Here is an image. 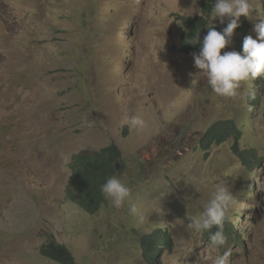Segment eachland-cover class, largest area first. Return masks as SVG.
Listing matches in <instances>:
<instances>
[{"label":"rangeland","instance_id":"rangeland-1","mask_svg":"<svg viewBox=\"0 0 264 264\" xmlns=\"http://www.w3.org/2000/svg\"><path fill=\"white\" fill-rule=\"evenodd\" d=\"M199 3L0 0V264H59L40 254L50 239L77 264H211L204 257L225 252L230 264H264V79L242 83L235 98L211 91L179 47V18L201 14ZM256 22L242 16L222 52L236 51L243 28L255 37ZM132 115L143 130L127 126ZM227 119L258 158L253 168L233 141L199 147ZM111 144L135 215L109 201L89 214L67 198L73 156ZM218 185L238 201L231 220L244 246H213L189 227ZM158 228L172 240L152 260L141 240Z\"/></svg>","mask_w":264,"mask_h":264},{"label":"clouds","instance_id":"clouds-1","mask_svg":"<svg viewBox=\"0 0 264 264\" xmlns=\"http://www.w3.org/2000/svg\"><path fill=\"white\" fill-rule=\"evenodd\" d=\"M210 16L213 21L218 19L220 24L227 21V26L223 29L219 24L218 28L214 25L208 26V32L203 37L202 42L199 37L191 42L192 44H200V51L192 54L194 66L199 70L197 74L203 76L211 91L217 96L235 98L240 95L239 89L242 83L252 81L254 84H260L264 79V10L255 7L251 0H214ZM242 16L257 21L253 29L256 36L248 35L244 38L242 53L235 50L222 52L233 42L235 29L240 26ZM243 29L247 32L245 28ZM195 79L194 76L192 86ZM125 123L130 129L137 131H141L146 127V121L140 115L126 116ZM88 126L91 127V124L89 123ZM229 141H233L234 146V139H229L227 142ZM259 190L264 191L260 187ZM100 191L115 209H121L128 204L130 205L129 211L131 214L138 213L137 206L132 202V189L121 178L117 176L109 177L101 185ZM237 203L238 201L232 191L227 187L218 185L212 197L203 205V211L190 218L189 227L196 232H203L205 239H209L213 246H227L232 241H236L235 244L237 245L244 246L245 241L248 240L246 239V233L240 230L231 220V212L237 206ZM214 228L216 231L212 232ZM232 228L234 232L228 234V230ZM206 232H212V234L209 236ZM165 247L161 246L159 255ZM71 255L73 256L72 253ZM229 256L230 253L225 252L222 255H216L214 258L207 256L204 258L210 259L211 264H230ZM157 258L159 256L154 258L153 255H150L149 259Z\"/></svg>","mask_w":264,"mask_h":264},{"label":"trees","instance_id":"trees-1","mask_svg":"<svg viewBox=\"0 0 264 264\" xmlns=\"http://www.w3.org/2000/svg\"><path fill=\"white\" fill-rule=\"evenodd\" d=\"M214 0H200L202 12L195 17L180 16V20L185 30L180 41V50L193 57V53L200 51V44L191 42L199 37L202 42L203 37L208 32V26L218 28V23L210 16ZM245 33V31H243ZM243 41L240 42L237 51L242 53ZM258 79V78H257ZM255 79V80H257ZM242 131L233 120L219 121L213 124L200 140V148L206 154L214 146H221L229 139H234L233 152L237 154L249 167H254L253 163L258 159L251 151H242L239 146ZM122 152L116 144L105 146L99 150H87L81 154H75L70 163L75 181L71 182L67 190V198L89 214H96L107 202L100 191L101 185L109 177L117 175L116 163L122 165ZM216 229H212V232ZM212 232H206L211 235ZM234 229L228 230V234ZM142 246L146 249V255L159 256L161 246L171 244V237L163 228H158L151 234L142 237ZM157 242V243H156ZM40 254L59 264H76L73 256L66 246L57 244L54 239H50L40 249Z\"/></svg>","mask_w":264,"mask_h":264},{"label":"bare ground","instance_id":"bare-ground-1","mask_svg":"<svg viewBox=\"0 0 264 264\" xmlns=\"http://www.w3.org/2000/svg\"><path fill=\"white\" fill-rule=\"evenodd\" d=\"M184 30H185V28H184ZM243 31H245V30H242V31L240 32V33H241V38L237 40L236 51H237V48H238L240 42H241V41H244V38L246 37L247 32L245 31V33H244ZM183 32H184V31H183ZM182 34H183V33H182ZM181 37H182V35H181ZM180 41H181V38H180ZM179 47H180V43H179ZM181 52H182V51H181ZM182 53H184V52H182ZM184 54H185V53H184ZM185 55H187V54H185ZM187 56L190 57L189 55H187ZM190 58H193V57H190Z\"/></svg>","mask_w":264,"mask_h":264},{"label":"water","instance_id":"water-1","mask_svg":"<svg viewBox=\"0 0 264 264\" xmlns=\"http://www.w3.org/2000/svg\"><path fill=\"white\" fill-rule=\"evenodd\" d=\"M116 167L119 168V163L116 164Z\"/></svg>","mask_w":264,"mask_h":264}]
</instances>
